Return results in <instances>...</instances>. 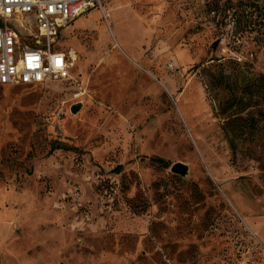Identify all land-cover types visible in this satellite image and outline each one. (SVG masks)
<instances>
[{
    "label": "rangeland",
    "instance_id": "1",
    "mask_svg": "<svg viewBox=\"0 0 264 264\" xmlns=\"http://www.w3.org/2000/svg\"><path fill=\"white\" fill-rule=\"evenodd\" d=\"M101 3L69 79L0 85V264H264V0Z\"/></svg>",
    "mask_w": 264,
    "mask_h": 264
},
{
    "label": "built area",
    "instance_id": "2",
    "mask_svg": "<svg viewBox=\"0 0 264 264\" xmlns=\"http://www.w3.org/2000/svg\"><path fill=\"white\" fill-rule=\"evenodd\" d=\"M92 7L103 12L101 0H0V85L69 79L74 57L59 33Z\"/></svg>",
    "mask_w": 264,
    "mask_h": 264
},
{
    "label": "trees",
    "instance_id": "3",
    "mask_svg": "<svg viewBox=\"0 0 264 264\" xmlns=\"http://www.w3.org/2000/svg\"><path fill=\"white\" fill-rule=\"evenodd\" d=\"M240 82H242L244 84L243 86L247 92V95L250 97L248 99V102H247L248 104L251 103V100H252L251 98H252L253 94H255L256 96L257 95L258 96L264 95V76L252 77V76L243 75L241 77ZM38 85H41V84H38ZM242 101H243V99H241V98L236 99V97L234 96L231 98L230 101L227 102V104H229L230 107H234L235 105L242 103ZM256 104H257V106L259 105V103H257V102H256ZM237 117H238V119H233V120L238 121V126H239V128L242 129V131H244L246 129L248 130V128H251L254 126V124H256V119L252 115L249 116V114H248V115H246V117L237 115ZM242 134H243V132H242ZM56 149L75 150L76 152H80L79 151L80 149H78L77 147L69 145L68 143L63 142V141H58V140H55L54 142H52L49 153H52ZM151 159H152V161L158 163L161 166H168L169 165L168 160H165L163 158L152 157ZM122 168H123L122 165H117L113 171L116 173H119L122 171Z\"/></svg>",
    "mask_w": 264,
    "mask_h": 264
},
{
    "label": "water",
    "instance_id": "4",
    "mask_svg": "<svg viewBox=\"0 0 264 264\" xmlns=\"http://www.w3.org/2000/svg\"><path fill=\"white\" fill-rule=\"evenodd\" d=\"M216 44V43H215ZM81 103H75L70 107L72 113H76L80 109ZM170 171L182 177H186L189 172V167L183 162H175L171 165Z\"/></svg>",
    "mask_w": 264,
    "mask_h": 264
},
{
    "label": "bare ground",
    "instance_id": "5",
    "mask_svg": "<svg viewBox=\"0 0 264 264\" xmlns=\"http://www.w3.org/2000/svg\"><path fill=\"white\" fill-rule=\"evenodd\" d=\"M71 53H72V55H73V51H71ZM73 57H74V61H75V55H73ZM74 61H73V64L72 65H74Z\"/></svg>",
    "mask_w": 264,
    "mask_h": 264
}]
</instances>
